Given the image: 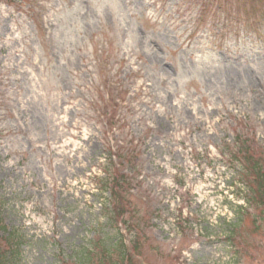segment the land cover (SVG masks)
Here are the masks:
<instances>
[{"label":"rangeland","instance_id":"1","mask_svg":"<svg viewBox=\"0 0 264 264\" xmlns=\"http://www.w3.org/2000/svg\"><path fill=\"white\" fill-rule=\"evenodd\" d=\"M8 1L10 264H111L102 248L120 240L131 264H264V204L232 157L251 153L264 175V0ZM115 169L131 183L119 223L100 192Z\"/></svg>","mask_w":264,"mask_h":264},{"label":"trees","instance_id":"2","mask_svg":"<svg viewBox=\"0 0 264 264\" xmlns=\"http://www.w3.org/2000/svg\"><path fill=\"white\" fill-rule=\"evenodd\" d=\"M6 2L11 5H16V2L13 1L6 0ZM18 2L22 3V0H19ZM120 151L123 152V150ZM240 152L239 155H236L238 152H235L232 157L235 158L236 156L244 155L242 161L244 160V164L249 167L251 175L254 177L253 182H256L255 185L258 186L255 187L254 193L260 197V203L264 204V198H261V196H263L262 194H264L263 166L259 160H254L252 158L253 155H251V153L245 151L242 152V150ZM123 162H125V160H123ZM118 172L120 171L117 170L115 173H111L106 178L102 179L103 184L100 191L102 194L109 193V196L104 198V208H109L111 211L108 215V219L112 223H119L120 220L125 218L127 211L129 212L131 210V208H129L131 207V203L128 200V196H130L129 193L131 192L130 180L124 174L119 175ZM251 179L252 178H250V181ZM0 234L5 236L1 237L2 235H0V264L14 263L20 257L19 246L21 245L22 239L13 229H11L10 232L8 231L7 227L3 224L2 216H0ZM102 250V254L105 257L102 261L108 260L111 264L132 263L130 253L127 251L126 245L122 240H120L117 247H110L109 249L102 248ZM91 255L92 253L89 254L83 264H89L88 262L91 259ZM101 264H103V262H101Z\"/></svg>","mask_w":264,"mask_h":264}]
</instances>
